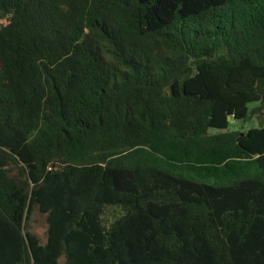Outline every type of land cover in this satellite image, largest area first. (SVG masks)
I'll use <instances>...</instances> for the list:
<instances>
[{
    "label": "trees",
    "instance_id": "16d2710c",
    "mask_svg": "<svg viewBox=\"0 0 264 264\" xmlns=\"http://www.w3.org/2000/svg\"><path fill=\"white\" fill-rule=\"evenodd\" d=\"M263 120L264 0H0V264H264Z\"/></svg>",
    "mask_w": 264,
    "mask_h": 264
},
{
    "label": "rangeland",
    "instance_id": "374dc122",
    "mask_svg": "<svg viewBox=\"0 0 264 264\" xmlns=\"http://www.w3.org/2000/svg\"><path fill=\"white\" fill-rule=\"evenodd\" d=\"M262 125L264 126V120L262 121ZM259 126L258 121L254 120L250 123L240 124L239 122L232 123L230 129L231 130H239V131H246L248 128L257 127ZM31 230L34 234H36L42 243L46 240V220L45 216L40 214L37 210H35L31 216ZM63 261L60 262L62 264Z\"/></svg>",
    "mask_w": 264,
    "mask_h": 264
}]
</instances>
